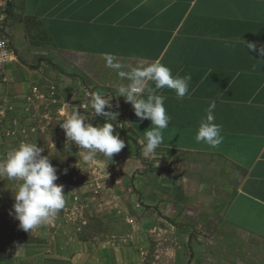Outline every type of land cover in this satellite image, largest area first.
<instances>
[{"label": "rangeland", "instance_id": "rangeland-1", "mask_svg": "<svg viewBox=\"0 0 264 264\" xmlns=\"http://www.w3.org/2000/svg\"><path fill=\"white\" fill-rule=\"evenodd\" d=\"M3 38L13 53L0 60V159L22 141L38 144L57 168L66 205L26 232L9 214L20 181L0 177V264H241L251 257V243L219 224L222 196L195 201L173 179L172 165L194 157L159 148L145 155L125 127V98L61 69L37 21L23 14L22 0H0ZM92 92L110 100L105 111L118 113L117 120L86 106ZM73 109L94 125L114 124L125 148L113 161L98 153L86 164L84 151L68 145L60 124Z\"/></svg>", "mask_w": 264, "mask_h": 264}, {"label": "crops", "instance_id": "crops-1", "mask_svg": "<svg viewBox=\"0 0 264 264\" xmlns=\"http://www.w3.org/2000/svg\"><path fill=\"white\" fill-rule=\"evenodd\" d=\"M22 10L47 36L48 56L92 88L131 83L106 66L104 53L127 72L159 61L174 76H191L182 100L157 90L171 117L158 148L194 157L172 165L173 179L195 201L220 194V226L251 243L241 264H264V57L247 49L264 46V0H22ZM212 102L222 125L217 148L195 140ZM125 127L144 146L151 121L139 120L130 102Z\"/></svg>", "mask_w": 264, "mask_h": 264}, {"label": "clouds", "instance_id": "clouds-1", "mask_svg": "<svg viewBox=\"0 0 264 264\" xmlns=\"http://www.w3.org/2000/svg\"><path fill=\"white\" fill-rule=\"evenodd\" d=\"M247 49L258 51L264 57V46L257 48L255 43H248ZM106 66L117 71L120 78L127 77L130 84H120L116 87V94L123 96L126 102L133 105V110L139 120H150L151 127L144 132L146 143L143 146L145 155L154 154L163 143V132L168 128L171 117L165 108L166 97L157 94V90L169 88L175 91L178 99H183L189 92L190 75L174 76L165 64L156 61L151 64H139L131 67L127 72L126 65L117 61L112 53L103 54ZM149 82L155 84V88ZM91 97L86 103L88 108L94 109L97 116L103 115L106 121L117 120L118 113L105 111L111 107L110 100L99 92L87 93ZM215 102L209 104L205 110L195 135L197 143H205L211 148H217L223 142L222 125L215 123ZM60 127L65 132L66 140L74 142L84 151L82 160L86 164L95 162L100 153L107 160L113 161L114 154L125 148V141L115 132L112 122L94 125L78 110L73 109L64 119ZM43 148L38 144L22 141L16 148L7 152L5 158L0 159V177L20 181L13 195V210L9 214L19 221L18 227L26 232L48 224L66 205L64 185L57 184V168L53 166L47 155H42ZM65 151L71 152L70 146ZM68 169L64 172L67 173Z\"/></svg>", "mask_w": 264, "mask_h": 264}, {"label": "built area", "instance_id": "built-area-1", "mask_svg": "<svg viewBox=\"0 0 264 264\" xmlns=\"http://www.w3.org/2000/svg\"><path fill=\"white\" fill-rule=\"evenodd\" d=\"M12 53L13 51L10 49L9 42L4 38L0 39V60L2 62L6 61Z\"/></svg>", "mask_w": 264, "mask_h": 264}, {"label": "trees", "instance_id": "trees-1", "mask_svg": "<svg viewBox=\"0 0 264 264\" xmlns=\"http://www.w3.org/2000/svg\"><path fill=\"white\" fill-rule=\"evenodd\" d=\"M137 141V140H136Z\"/></svg>", "mask_w": 264, "mask_h": 264}, {"label": "water", "instance_id": "water-1", "mask_svg": "<svg viewBox=\"0 0 264 264\" xmlns=\"http://www.w3.org/2000/svg\"><path fill=\"white\" fill-rule=\"evenodd\" d=\"M16 52V51H15Z\"/></svg>", "mask_w": 264, "mask_h": 264}]
</instances>
